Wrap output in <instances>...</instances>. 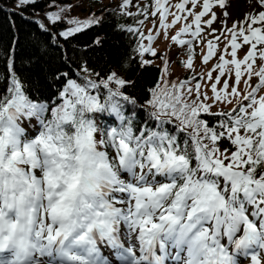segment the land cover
Returning a JSON list of instances; mask_svg holds the SVG:
<instances>
[{"label": "snow or ice", "instance_id": "6c2138e0", "mask_svg": "<svg viewBox=\"0 0 264 264\" xmlns=\"http://www.w3.org/2000/svg\"><path fill=\"white\" fill-rule=\"evenodd\" d=\"M13 2L20 14L39 5ZM229 6L116 0L79 18L69 13L83 0H49L35 23L53 43L101 25L114 7L130 19L119 31L133 46L109 51L95 39L104 67L56 68L48 100L29 94L10 59L0 264H264V0L235 19ZM161 36L184 78H173ZM125 57L158 75L141 88Z\"/></svg>", "mask_w": 264, "mask_h": 264}, {"label": "trees", "instance_id": "16d2710c", "mask_svg": "<svg viewBox=\"0 0 264 264\" xmlns=\"http://www.w3.org/2000/svg\"><path fill=\"white\" fill-rule=\"evenodd\" d=\"M66 3L81 4L82 0H66ZM49 0H39L35 10L20 14L13 0H0V93L7 87L8 68L10 59L14 60V69L25 83L29 94L39 100L54 98V93L59 85L54 82L53 72L60 67L63 71L75 69L76 63L89 60L93 65H98L97 70L104 67L108 59V51L104 52V60H99V52L93 53L97 46L92 42L99 38L106 41L101 47L111 50L113 47L121 51L131 47V37L127 33H120L119 25L130 22L128 17L115 13L114 7L104 8V22L89 29L68 41L60 38L56 43L49 40L35 23L47 8ZM100 4V1H99ZM93 7L92 0H83V7H78L69 13L71 16L86 18L91 11H100L103 6ZM111 6V5H108ZM81 13H85L81 15ZM123 44V47H121ZM9 49H12L11 53ZM124 73L137 80L141 88L146 81L153 79L158 70L148 73L137 69L135 63L125 57ZM185 72L180 77L184 78ZM150 86V85H149ZM141 88L136 89V94H141Z\"/></svg>", "mask_w": 264, "mask_h": 264}, {"label": "rangeland", "instance_id": "374dc122", "mask_svg": "<svg viewBox=\"0 0 264 264\" xmlns=\"http://www.w3.org/2000/svg\"><path fill=\"white\" fill-rule=\"evenodd\" d=\"M99 1H100V4H99L100 6H102V5L103 6L104 5L114 6L116 3V0H99ZM229 1L233 2V4L237 3V2H243L242 8H240L238 10L237 15L235 13H233L232 10H229L230 8L227 9L233 19L239 18V17L243 16L245 13L249 12L248 10H246L247 8L244 6V3L247 2V0H229ZM84 14L85 13H81V15H84ZM229 22L231 23V20ZM157 43H158V50L161 53H166L171 58L170 64H171V68L173 70V78L180 77L182 74H184L185 70L180 65L179 61L177 60L176 52L170 50L169 43L163 39V36H161L159 38ZM184 58H186V57H183V56L180 57V59H184ZM173 61H175V63H172ZM195 66H196L197 71L202 70L199 59H197Z\"/></svg>", "mask_w": 264, "mask_h": 264}, {"label": "bare ground", "instance_id": "6f19581e", "mask_svg": "<svg viewBox=\"0 0 264 264\" xmlns=\"http://www.w3.org/2000/svg\"><path fill=\"white\" fill-rule=\"evenodd\" d=\"M228 2L230 4V6L228 7V8H230L229 10H232V12L237 15L238 10L240 8H242V5H243L242 3L243 2H237V3H234V4H233V2H230L229 0H228ZM251 4H252V0H247V2L244 3V6L247 8L246 10H248V11H252L253 10L252 7H251Z\"/></svg>", "mask_w": 264, "mask_h": 264}]
</instances>
